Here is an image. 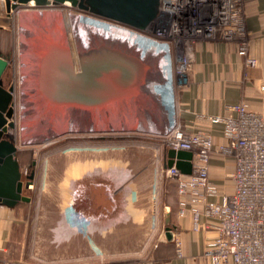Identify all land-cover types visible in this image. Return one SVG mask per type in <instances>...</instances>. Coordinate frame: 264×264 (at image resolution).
Listing matches in <instances>:
<instances>
[{"label": "crops", "instance_id": "1", "mask_svg": "<svg viewBox=\"0 0 264 264\" xmlns=\"http://www.w3.org/2000/svg\"><path fill=\"white\" fill-rule=\"evenodd\" d=\"M4 7L5 2L0 0V15L8 14ZM245 11L250 34L248 56L255 65L246 64L247 58L238 54L234 43L201 42L195 48L189 73L176 83L173 115L177 122L187 133L210 129L216 147L230 141L223 134L222 124L211 123L212 117H234L236 113L231 108L247 102L264 118V0H248ZM1 51L0 57L8 61ZM6 72L4 86L9 89L5 83ZM154 137L132 136L125 144L111 146L113 153L108 161L84 156L73 165L83 174L78 180L76 212L72 217L91 222L89 230L92 226L93 234L87 241L78 234L72 241L63 242L61 264H213L204 253L208 240L215 237L216 232L193 231L191 214L179 216L176 190L172 192V198L166 200L163 177L170 160V149L163 139ZM101 164L121 167L122 171L135 177L129 206L118 209L117 190H113L112 181H102L91 171ZM235 168L234 158L218 151L212 153L209 176L221 194L234 192L232 174ZM21 203L16 207L0 204V264H21L14 257L12 247L15 232L25 222L27 208ZM135 203L137 208L133 207ZM102 222L104 230L108 231L104 235L99 232L103 230ZM168 230L172 239L168 238ZM76 245L84 249L88 246L90 252L94 248L93 253L86 255V250H78V254L71 255V248ZM102 247L127 249L104 255L100 252ZM97 248L100 251L96 252Z\"/></svg>", "mask_w": 264, "mask_h": 264}, {"label": "rangeland", "instance_id": "2", "mask_svg": "<svg viewBox=\"0 0 264 264\" xmlns=\"http://www.w3.org/2000/svg\"><path fill=\"white\" fill-rule=\"evenodd\" d=\"M3 1L5 2L4 8H6L7 11L6 1ZM45 12L55 13V18L57 19H59L62 14H65L76 19L84 18L85 20L89 21H97L98 23H105L108 25L112 24L117 26L115 23L88 15L86 12L77 8H73L71 5L68 7L64 6L63 4H54L53 2H51L50 7H36L34 5L31 6L30 4L23 5L16 10H11V12L7 11L8 14L0 15V26L5 27L3 29L0 28V45L2 47L1 52L8 57L7 59L9 62V67L5 75V83L7 84V87L9 86L14 88L15 94V98L13 100L15 114L11 121L14 122L15 128L7 136L13 143H15L18 148L17 159L21 167L23 182L25 183L27 181L26 178L32 175L30 188L24 189V194L31 198V202L23 203L22 205L24 207L27 206V211H25L24 214L25 222L22 228L15 232L12 241L14 257L19 260L21 264H61V252L65 242L68 243L69 241H72V239L78 236V234L83 236L86 241L89 240L88 238L90 236H92V226L90 228L91 230L84 231L85 229H83V232L76 227L78 223L79 226L81 223L76 221L77 219L74 216L72 217V213L76 212L74 204L77 198L76 189L78 186V180H80V176L83 174L77 172V168L73 165L77 164L81 157H96L97 160L105 159L108 161L111 154L113 153L111 146H114L115 144H125L127 141H130L132 136L141 138H152L155 136L154 138L156 139H163L161 133L166 131L167 127L169 126L168 122L171 120L168 118L169 116L165 117V114L167 113L165 110L166 101L160 88V74L157 73L161 69V66L159 65L162 64V62V65L165 66L168 63L164 60V58L162 59L164 61L160 62L162 58L160 53H155V51L150 47L144 46L142 48L139 44L135 45L134 48L131 47V45H127L125 47L120 42H116V40H105L103 39V36L99 37L98 35L88 37L85 35V40L77 41L75 36L71 34V37L69 36V40L72 48V55L76 62H80L77 60L79 59L77 56L80 53V56L82 55L83 57L93 56L94 53L105 51V49L100 46H104L105 44H113L116 45L117 49L112 50H117L123 54L132 65L139 69L140 75L137 77L136 81L131 86L130 91L125 96L102 107H91V110L95 109L92 113H84L89 115V118H87L88 120L85 119L88 124L90 122L89 126H95V129L97 128L96 130H93L91 128L93 126H91L89 129L82 131H61L59 133H53L54 131L52 132V130L49 128L53 127L54 130L59 129L58 123L54 124L52 122L56 119L53 118L45 120L39 112L36 99H34L35 94L33 87L31 86V88H27L28 90L26 92L23 88V85H26L27 73L29 72L26 70H28L29 67L31 68V66L33 67L34 48L32 47L33 45H36V42L34 41L35 43L33 42L34 44L31 46V66L28 65L30 61L27 58L26 62H24L25 59L23 61V59L20 58L21 56L19 50L17 49L21 40L20 33H23V31L26 33L24 28H26L28 25L27 22L25 26L24 23L26 21H24L23 27L21 23L23 20L22 18L21 20L19 18L20 15L37 16V14L42 15V13ZM37 21L38 18H36L35 21H31L30 26L32 30L35 28ZM53 22L54 20L52 19V22L50 23L53 24ZM117 27L121 29L120 26ZM53 29L54 28H50L49 26V28L44 30V32H42L38 38L55 31ZM122 31L128 30L123 29ZM94 32L96 31L94 30ZM28 41L29 38L23 40V43L25 44V50L27 48ZM97 47H100L99 51L98 49H95ZM121 48L124 49V52L127 50L132 55H125ZM29 54H31V52H29ZM29 59H31V55L29 56ZM78 62L77 64H79ZM153 66L155 67L153 68ZM157 66L159 67L157 68ZM169 73H172V69L170 68ZM32 74L33 70H31L28 77L29 83L33 82V78L30 77ZM179 80L181 79L177 77L173 79V114L175 110L177 94L176 83H179ZM29 83L27 84L29 85ZM151 83L155 85L157 94L150 90L149 86ZM165 85H167V83ZM23 107L28 109V114L26 115V120L28 121L26 122L25 120V125L22 114ZM118 110L119 112H117ZM97 112L100 114H97ZM90 117H95L96 119H92ZM110 117L111 119H109ZM124 117L131 118L127 120H131L133 124L135 122L137 123V121H142L144 124L143 128H130V130L121 129L122 123H126ZM76 119H78V117ZM86 121L84 122L87 123ZM29 122L31 123L29 124ZM96 122L97 124H95ZM114 122H118L121 127L117 125L116 129L111 127V129H109L108 126ZM134 126H136V124H134ZM150 127L154 129V132L152 129H150ZM25 135L27 136L26 138ZM32 135L35 137H32ZM95 146H97V148H95ZM113 149L116 151L115 147ZM91 171L98 176V179L102 181H112V186H114L113 190L114 188L117 190L115 196L117 197L116 202L118 209L126 205L129 206V194L136 185L134 184L135 177L132 176V174L122 171L121 167H111L108 164H105V166H103V164H101V166L97 165L96 167L92 168ZM163 184L165 187L166 200H169L172 198V192L176 189V185L174 181L170 180L166 176L163 177ZM133 207L137 208V204L135 203ZM90 223L91 222H88L87 226H89ZM68 224L70 226L69 228ZM106 226H108V223ZM101 227L103 230L99 231L100 233L103 235L108 233L107 230H104V222H102ZM79 228H81V226ZM64 248L68 249V247ZM126 249L127 248L102 247V251L97 248L96 252L100 251L101 254L104 255H114V253H120V251H126ZM78 250H86L84 254L89 255L90 253H93L92 251L94 248H92L90 252L88 246H85L84 249L83 246L79 247L76 245L71 248L70 254H78ZM135 256L136 255H134V257Z\"/></svg>", "mask_w": 264, "mask_h": 264}, {"label": "built area", "instance_id": "3", "mask_svg": "<svg viewBox=\"0 0 264 264\" xmlns=\"http://www.w3.org/2000/svg\"><path fill=\"white\" fill-rule=\"evenodd\" d=\"M247 1L160 0L151 24L143 30H130L138 34L142 45L147 41L165 48L161 57L171 65L173 79L183 80L189 73L201 42L234 43L238 54L247 58L246 64L254 66L248 56ZM231 109L236 116L211 118L213 125H223V134L230 141L218 147L210 129L187 133L175 115L170 118L162 138L170 150L193 154L192 173L173 165L165 169V176L177 186L179 216L190 213L195 232H216L204 253L213 264H264V118L247 102ZM215 151L235 160L232 194H221L209 176Z\"/></svg>", "mask_w": 264, "mask_h": 264}, {"label": "water", "instance_id": "4", "mask_svg": "<svg viewBox=\"0 0 264 264\" xmlns=\"http://www.w3.org/2000/svg\"><path fill=\"white\" fill-rule=\"evenodd\" d=\"M7 11L20 5L33 3L46 6L50 2L72 6L90 13L143 30L157 17L160 0H5ZM93 54V53H92ZM9 62L0 57V204L16 207L21 202L29 203L31 198L24 189L31 186L32 175L23 182L22 172L17 159L18 148L8 137L11 122L14 88L4 86L3 76ZM140 71L123 54L114 51L94 53L82 57L79 64L73 59L69 48H54L48 52L43 62V88L46 96L56 104L82 107H102L119 100L129 91ZM168 166L176 165L186 174L192 173L193 154L189 151L170 150ZM170 219L167 220V224ZM168 238L171 234L168 230Z\"/></svg>", "mask_w": 264, "mask_h": 264}, {"label": "bare ground", "instance_id": "5", "mask_svg": "<svg viewBox=\"0 0 264 264\" xmlns=\"http://www.w3.org/2000/svg\"><path fill=\"white\" fill-rule=\"evenodd\" d=\"M62 4L64 6H68V7H69V5H71L69 2H65V3H62ZM30 5L33 6L34 4L30 3ZM20 6H23V5H20ZM34 6H36V5H34ZM46 6L50 7L51 6V2L48 5H46ZM19 7H17V9ZM36 7H45V6H36ZM72 7L80 9L77 6H72ZM14 10H16V9H14ZM80 10L86 12V14H88V15L98 17V16L90 13L89 11H86V10H83V9H80ZM55 16H56L55 13H51V12L47 13V12H45V13H42V15L41 14L40 15L37 14V16L36 15H32V16L31 15H28V16L20 15V17H19L20 20H21V18L23 20V22L21 21L22 25H23L24 21H26L24 23V25L26 26L27 22H28V25L26 26V28H24V30H26V33L23 31L24 34L22 32L20 33L21 35L19 34L21 36V40H20V45H19V47L17 49L19 50V53H20V56H21L20 58H22L23 61L25 59L24 62H26V58H27L30 61V63L28 61V63H29L28 65H30V66L32 65L31 64L32 63L31 46H32V44H34L36 42V45L35 46L33 45V47H32V48H34L33 67L31 66V68L29 67V69L26 70V71H29L28 72L29 74H30L31 70H33V74H32V76H30V77L33 78L32 79L33 82L32 83L28 82L29 81V78H28L29 74L26 72L27 73L26 85L25 86L23 85V88L25 89V92H26L28 90L27 88H31V86L33 87L34 94H35L34 99H36V103H37L39 112L41 113V115L44 117L45 120H49V119H53V118L56 119V120H54L52 122L54 124L58 123L59 129L54 130L53 127L49 128V129L52 130V132L54 131L53 133H59L61 131L68 132V131H76V130H81V131L82 130H86V129H89L93 125L89 126L90 122L88 124V122L85 120V119L89 118L88 117L89 115H86L84 113H92L95 109L91 110V107L89 108V107L65 105V104H56L55 105V103L51 102L50 99L46 96V94L44 92V88H43V62H44L45 57L48 54V52L51 51L54 48H69L70 51L72 52V48H71V44H70V40H69L70 39L69 36L71 37V34L75 36L77 41L85 40V35H87V37L88 36H93V35H96V36L98 35L99 37L103 36V39H105V40H109V41L110 40H112V41L116 40V42H120L125 47L127 45H129V46L131 45V47L134 48L135 45L139 44L142 48L144 46L145 47H150L151 49H153L155 51V53L160 52V55H162V52H164L165 48H163L161 45L159 46V45L154 44V43L151 44V43H149L147 41H145V43L142 42L143 43V46H142L141 43L138 40L139 39L138 34L133 32L132 30H130V28H132V27L126 26V25L121 24V23L114 22V21H112L110 19H107V18L98 17V18L104 19L106 21L115 23L117 26H120L121 29L118 28L117 26L112 25V24L108 25V24H105V23H98L97 21L85 20L84 18L76 19V18H73V17H71L69 15H65V14L64 15L62 14L59 19L55 18ZM36 18H38V21H37V24L35 25V28L32 30V28L30 26L31 25L30 23L33 20L35 21ZM28 19H29V21H28ZM52 19L54 20L53 24L50 23V22H52ZM49 23H50V25H49L50 28H54L53 30H55V31H53L51 33H48V34H45V35H43V36L38 38V36L42 32H44V30L49 28V26H48ZM24 25H23V27H24ZM123 29H126L129 32L128 31H122ZM94 30L96 32H94ZM27 38H29V41H28L27 48L25 50V44L23 43V40H25ZM134 39H136V40H134ZM68 45H70V46H68ZM100 47L104 48L105 51H112V49H117L116 45H113V44H105L104 46H100ZM100 47H97L95 49H98V51H99ZM21 48L23 49V51H22ZM74 48H75V45H74ZM29 49H30V51H29ZM123 50L124 49H122V52L125 55H130V56L132 55L127 50H125L126 53ZM29 52H31V54H29ZM80 54H78L79 57L77 56V58H79L77 60H79V61L83 57L82 55L80 56ZM30 55H31V59H29ZM73 59H74V57H73ZM161 60H162V58H161ZM161 60H160V62H161ZM74 61H75V59H74ZM77 62H76V64H77ZM160 62H159V64H160ZM150 63H152V62H150ZM162 64H163V62H162ZM162 64L159 65V66H161L160 67L161 69L157 73L160 74V78H159L160 88L162 90L163 96H164L165 101H166L165 110H166L167 113L165 114V117L169 116L168 118H171L172 115H173V95H172L173 79H172V73H169V68L171 69V67H170L171 65L169 66V64H167L168 65V67H167V65L165 66V65H162ZM159 66H157V68ZM154 67L155 66H153V68ZM185 76H183V79H184ZM27 83H29V85ZM166 83H167V85H165ZM149 88H150L151 91H154L157 94L156 89H155V85L153 83L150 84ZM30 99H31V97H30ZM22 110H23L22 111L23 121H24V125H25V120H26V115L28 114V112H27L28 109L23 107ZM117 112H119V110ZM98 113L99 112H97V114ZM77 114H79V115H77ZM97 114H95V115H97ZM102 115H104V114H102ZM120 116H119V118H120ZM77 117H78L79 120L76 119ZM90 118L96 119L95 117H90ZM106 118H108V117H106ZM116 118H117V116H116ZM109 119H111V117ZM127 119H131V118H128V117L125 118L124 117V120H126V123L123 124L124 123L123 122L122 125H121L122 127L120 126V124L118 122L115 123L116 122L115 121L114 123H111L110 126H108V128L109 129H111V128L116 129L117 125L120 126L121 129H124V130H130V128L131 129L141 128V127L143 128L144 124L142 123V121H140V122L137 121V123L135 122L134 124H136V126H134V124L131 122V120L129 121ZM27 121L28 120H26V122ZM84 121H86L87 123H85ZM105 121H106V119H105ZM121 121H122V119H121ZM52 122H51V124H52ZM97 122L95 124H97ZM111 122H112V120H111ZM30 123L31 122H29V124ZM91 128L93 130L97 129V128L95 129V126H93ZM150 129H152V131L154 132V129L152 127H150ZM26 137L27 136L25 135V138ZM32 137H35V136L32 135ZM37 137H39V136H37ZM75 218L77 219V220L75 219L76 221L81 223L80 224V226H81L80 230L83 231V229H85V230L89 231V226H87L88 221L82 220V219L78 220L77 216H75ZM80 226H79V223L76 225L77 228H79Z\"/></svg>", "mask_w": 264, "mask_h": 264}, {"label": "trees", "instance_id": "6", "mask_svg": "<svg viewBox=\"0 0 264 264\" xmlns=\"http://www.w3.org/2000/svg\"><path fill=\"white\" fill-rule=\"evenodd\" d=\"M1 29H3L2 27H0ZM0 50H2V47H1V45H0ZM176 185V184H175ZM176 194H177V203H178V192H177V186H176ZM23 205V203H21V206ZM24 207V206H23ZM27 206H25V208H26ZM178 208H179V206H178Z\"/></svg>", "mask_w": 264, "mask_h": 264}, {"label": "flooded vegetation", "instance_id": "7", "mask_svg": "<svg viewBox=\"0 0 264 264\" xmlns=\"http://www.w3.org/2000/svg\"><path fill=\"white\" fill-rule=\"evenodd\" d=\"M15 128V127H14ZM14 128H8L7 135L14 130ZM8 137V136H7Z\"/></svg>", "mask_w": 264, "mask_h": 264}]
</instances>
